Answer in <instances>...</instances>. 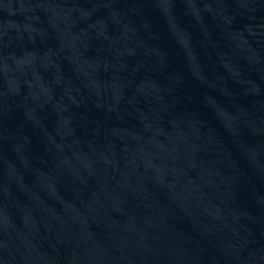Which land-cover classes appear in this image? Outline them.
<instances>
[{"label": "water", "instance_id": "water-1", "mask_svg": "<svg viewBox=\"0 0 264 264\" xmlns=\"http://www.w3.org/2000/svg\"><path fill=\"white\" fill-rule=\"evenodd\" d=\"M0 264H228L123 0H0Z\"/></svg>", "mask_w": 264, "mask_h": 264}]
</instances>
